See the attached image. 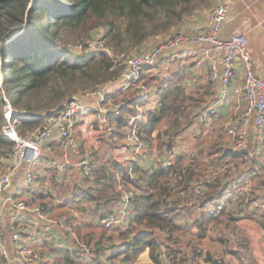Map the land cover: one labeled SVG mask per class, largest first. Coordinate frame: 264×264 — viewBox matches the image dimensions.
Here are the masks:
<instances>
[{"label":"built area","instance_id":"2783aa9c","mask_svg":"<svg viewBox=\"0 0 264 264\" xmlns=\"http://www.w3.org/2000/svg\"><path fill=\"white\" fill-rule=\"evenodd\" d=\"M229 13L228 4L224 0L216 2L207 15L206 28L202 33H191L189 28L180 30L168 36H160L151 44L147 42L142 48L132 51L129 55H116L109 48L102 35L95 33L90 38L77 43L74 51L79 54H93L104 52L112 61V65L122 62L120 74L115 83H104L86 91L83 97L77 98L67 104L62 113L50 119L44 128L39 129L30 136L18 133L14 118L17 114L30 117H41L42 114L17 110L7 94L5 100V135L15 143V150L11 164L4 173L0 174V264H47L43 254L46 234L43 230L52 232L60 228L73 237L75 221L64 216L59 207L58 194L53 193L40 199L38 202L28 201L24 194L26 191L39 193V184L45 165L53 171L55 183L67 178L75 177L77 185H93V175L98 167L97 155L103 160L113 155L104 143L112 142V137L119 133L120 120L129 106V101L138 98L135 114L129 115L127 121L121 126L124 131L123 139L128 144L133 162H143L153 167H169L175 163L178 154L183 151L175 146L164 153L157 148L159 139L158 129L150 134L153 141L152 148L145 139L144 125L147 123L148 111L158 104H150L155 97L159 100V84L165 75L176 67L172 64L166 67V62L176 63L180 59V49L183 46L194 44H208L205 53L213 54L210 59V69L206 74L207 82H220L225 88L229 87L233 78L237 61H241L243 81L234 92L245 97L244 113L239 120L243 123L255 115L256 128L260 135H264V79L254 72L252 61L247 50V38L244 35H233L228 38L221 37L222 27ZM222 55V68L220 69L216 57ZM216 56V57H215ZM159 81V82H158ZM218 115L216 106L208 105L195 115L201 125L209 124ZM228 141L222 146L230 151L231 156H218L215 153L210 157L212 161L204 166L196 167L197 178L192 185L184 191L175 189V179L169 178L166 182L172 196L167 202L181 200L189 204H197L205 198L209 183H220L221 199L207 203V212L221 214L225 211L227 201L240 198L242 195H251L255 191L256 171L249 167L252 160L250 153V130L248 125L238 129L228 127L226 130ZM256 137V135H255ZM117 137H114V139ZM56 140L59 144L61 156L51 157L46 164L41 159L43 149L49 141ZM117 158V157H116ZM187 160L195 164L193 157ZM22 167H26L23 181L20 182L19 192L7 194L12 185L13 177ZM237 170H240V172ZM186 173V170L184 171ZM114 179V192L117 200L112 206L111 216L96 224L104 229L112 227H126L131 222L130 206L133 200L140 195L137 187L128 181V177L135 175L130 168L126 174L120 170L107 173ZM220 195V194H219ZM218 195V196H219ZM253 209L264 213V202L251 204ZM9 216L10 227L14 231L9 234L6 230L5 217ZM31 212L37 216V224L26 221V213ZM62 215H61V214ZM24 232L28 238L22 236ZM58 233L53 234L57 239ZM11 239L14 243L15 254L11 257L6 243ZM71 239V238H70ZM87 255L88 251H79ZM165 257V253L163 254Z\"/></svg>","mask_w":264,"mask_h":264},{"label":"trees","instance_id":"16d2710c","mask_svg":"<svg viewBox=\"0 0 264 264\" xmlns=\"http://www.w3.org/2000/svg\"><path fill=\"white\" fill-rule=\"evenodd\" d=\"M177 6V0H0V72L3 73H0V166L9 165L7 162L12 159L15 150V143L2 130L5 123L2 85L8 90V97L15 109L34 111L36 108L31 104L32 95L47 88L54 79L67 80L81 74L82 88L106 83L116 75L110 71L112 61L104 52L73 54L70 43L74 36L79 35L86 26H102L106 31L104 39L108 43L115 46L128 43V46L140 47L146 43L144 41L149 35L143 26V19L150 14V10L159 8L172 17L171 13L175 12ZM178 20L182 23L184 16L179 15ZM188 23L190 22L187 21L185 25ZM171 26L169 23L154 34L159 36L161 31L168 32ZM8 38L12 39L6 42ZM71 54L75 56L73 59L69 57ZM185 77L184 70L173 69L159 84L158 104L148 111L147 123L144 125L145 139L148 140L150 148L153 145L151 132L159 129L167 119L170 125L165 130L161 129L158 134L157 148L163 153L179 146V139L183 138V134L195 122L196 114L193 119L189 114L193 110L185 105L188 96L184 89ZM76 99L69 95L57 99L47 106V111L41 117L15 115L18 133L30 136L44 128L50 119L60 115L67 104ZM139 101L138 98L129 101V106L120 120V138L124 133L121 126L129 115L136 113L134 105ZM223 154L227 155L228 152ZM186 158V152L181 151L173 166L152 169L141 161L122 162L112 156L98 163L93 175V185H73L65 190L64 204L67 208L73 210V207H77L82 214L90 215L88 224H98L111 216L112 206L117 200L114 179L107 173L120 170L128 174L132 168L135 177L130 182L140 192L133 202L134 226L130 231L134 235L121 251H115L117 245L108 247L113 252L107 258L106 264H115L112 260L117 257L122 258V264H132L148 247L154 262L161 263L157 254L161 236L158 229L178 232L180 228L177 219L184 210H188L174 201L166 202L172 194L166 182L171 176H178L176 189L181 191L198 176L195 169L198 165H185ZM185 167L187 173L183 174ZM221 191L220 183H209V190L201 201L200 208H205L206 203L221 199ZM223 213L203 211L198 221L201 222V235H205L210 222ZM67 215L70 221L76 219L72 212H67ZM120 235L124 237L126 234ZM100 251L98 249L99 253ZM98 252L93 256L92 263L105 264L100 261Z\"/></svg>","mask_w":264,"mask_h":264},{"label":"crops","instance_id":"0c3cea01","mask_svg":"<svg viewBox=\"0 0 264 264\" xmlns=\"http://www.w3.org/2000/svg\"><path fill=\"white\" fill-rule=\"evenodd\" d=\"M224 1L228 4L229 13L222 27L221 37L228 38L233 35H244L247 38V50L254 72L257 76L264 79V0ZM197 17L191 20L190 24L185 25L187 26L185 29L189 28L191 33H202L206 28L207 17H202V15ZM190 25H192V28H190ZM208 47V44L183 46L179 51V61L176 63L166 62L164 65L166 67L171 64L172 67L176 65L173 68L174 70H184L186 72L184 81L186 94L197 99L195 102L187 101V105L190 106L194 114L198 115L201 109L208 105L217 107L218 115L209 124H204L209 130L203 129V132L208 131L212 136L221 138L219 151L217 152L219 157L232 155L230 151L222 149V146L227 144L228 141L226 133L228 127L238 129L241 126L248 125L250 134L255 133L254 147L250 149L252 160L249 164V167L257 173L255 191L251 198H233L228 200L224 213L218 216V219L210 222L205 235H201L200 223L198 222L203 211L207 212L205 208H192L187 202L174 200L177 205L194 211L192 212V217L188 220L183 218V214L177 219L180 228L178 232L172 233L168 229H158L161 235L158 249H166L168 253L167 258H162L158 252V259L161 262L160 264H264V213L258 209L254 210L253 206H251V204L253 205L257 202H264V135L261 136L256 128L255 115L247 119L245 123L239 120L240 115L244 113L246 104L244 95L238 96L234 92L243 81L241 61H237L234 78L229 87L225 88L220 82H207L206 74L210 69V59L214 56L213 54L205 53L204 49ZM216 59L221 69L222 55H218ZM45 149H47L46 153L49 154V158L61 156L59 144L56 140L49 141ZM224 152H228V154L224 155ZM125 161L127 160L122 162ZM11 162L12 160L7 163L10 165ZM46 165V169L51 172L53 177V171L47 168ZM147 167H149L148 163ZM149 168H153L152 165ZM25 173L26 167H22L15 174L11 188L7 191L8 195L13 192H19L18 184L23 181ZM67 178L73 185H77L74 181H71L68 175ZM65 180L66 178L62 181L64 182ZM13 189L14 191L12 192ZM39 191L36 194L39 200L45 198L48 194H44L41 180ZM58 200V209L66 216L61 210L62 207L66 209L64 199L62 200L61 197H58ZM26 218L31 220V224L39 222L37 216L31 212L26 213ZM5 223L9 224L8 212L7 217H5ZM90 226L89 233H92L97 238V241L85 243L93 247L94 256L98 249H101L98 255L100 261L105 264L108 262L107 258L113 252L108 247L117 245L115 251H121L125 249L127 243L134 235V232L130 231L134 226L133 221L124 228H112L110 230H98L95 228L94 223ZM75 228L78 236L83 240L85 237L80 234L79 226H75ZM44 230L43 233L46 234V239L43 246V254L47 264H94L92 259L77 255L81 250L80 245L70 236L66 240L67 234L60 228H54L52 232ZM55 233H58L57 239L52 238ZM120 233H125L126 235L122 237ZM120 237L123 238L122 241ZM174 243H178V249ZM118 264H122L121 261H118ZM132 264L158 263H155L151 258L148 247L137 256Z\"/></svg>","mask_w":264,"mask_h":264},{"label":"rangeland","instance_id":"374dc122","mask_svg":"<svg viewBox=\"0 0 264 264\" xmlns=\"http://www.w3.org/2000/svg\"><path fill=\"white\" fill-rule=\"evenodd\" d=\"M218 1L219 0H177L178 6L175 8V12L171 13L172 17H169L167 14V11L165 10H162L159 8L151 9L149 12L150 14L143 19V26L146 29V31L149 33L144 43L151 42V44H153L156 41V39L160 36H168L175 32L185 29L187 27L185 26L187 21L190 22L191 20L196 19L198 15H202V17H207L213 5ZM179 15L184 16V21L182 23L178 20ZM169 23L172 25L171 29L168 32H164V31L159 32L160 35L156 37L157 35H155L154 32L160 31L161 28L166 27ZM190 26H191L190 28H192V25ZM95 33H99L100 35H102L104 39L106 31L102 26H96V27L86 26L79 35L74 36L73 41H71L70 43V49L73 52V54L77 53L74 51V46L77 43L90 38ZM104 41L106 43L107 39L106 40L104 39ZM107 43L106 45L109 48H111L115 52V54L118 56L119 55H129L132 51L138 48H142L146 44L145 43L140 47L138 46L133 47V46H128V43L121 44L120 46H115L110 43L108 44ZM69 57L73 59L75 56L71 54ZM121 67H122L121 61L117 62L115 65L112 66L110 71L115 72L116 75L110 80L106 81V83L116 82V78L118 77L120 73ZM0 73L3 75L2 72ZM80 76L81 74H77L75 78L69 77L67 80L54 79L53 81H51L47 88L41 91H37L36 94L32 95L31 104L36 109L34 111H29V112H35L37 114L43 115L44 112L47 111L48 109L47 106L49 104H52L57 99L58 100L63 99L68 95L73 96L75 98H80V97H83L86 91H89L95 88L97 85H99L97 84V85L82 88L81 82H80ZM101 83H105V82H101ZM2 89H3V92H5L8 96V90L5 88L4 85H2ZM196 100L197 99L192 96H186L185 105L187 106V108L191 109L190 106L187 105V101L195 102ZM156 101H158L157 98L153 97L149 101V103L154 104ZM189 114L194 119V112L189 113ZM197 120L198 121H195L192 127L189 128L186 131V133L183 134L182 136L183 140H182V144L180 145V148L186 152V157H192V156L195 157L196 159L195 165L204 166L212 161H215L214 159H211L210 157H212L213 154L219 151L218 148L220 146L219 142L221 141V138L212 136L208 131L203 132V129L204 130L205 129L209 130V129L206 125L204 126L201 125L199 119ZM4 125L5 123H3V127ZM169 125H170V122H169V119H167L160 125V128L158 129L159 133L161 132V129L165 130L166 128H168ZM3 127H2V130H3ZM114 137H117V138L114 139ZM112 139L113 140L111 143L104 140L106 147L110 149V151L112 152V155L114 157H117L120 161H123V160L131 161L132 160L131 151L129 150L128 144L124 141L123 136L120 138L118 134H116L112 137ZM46 151L47 149L44 148L43 149L44 156L42 155L43 157L41 159V162L43 165L46 164V162H48V160L50 159L49 158L50 156L49 154L46 153ZM189 155H192V156H189ZM102 160L103 158L97 155V162L100 163V161ZM144 164L147 165V163H144ZM150 166L151 165L149 164V167ZM5 171H6V166L1 165L0 174L4 173ZM238 171L240 172V170H237V172ZM74 180H75V177L71 178V181H74ZM72 186H73V183L69 181V178H66L63 184L57 185L53 180L51 172L48 169H46V167H44L43 174L41 177V187H42L44 194L48 193L47 195H49L50 193L52 194L54 191V193L58 194L57 196L61 197V199L63 200L65 198L64 196L65 190ZM252 195L253 193H251L249 197L248 195H242L240 196V199L251 198ZM61 210L64 212V214H66V216H68L67 212H72V214L75 215L76 220L74 221L76 223V226H79L80 234L86 238V239L85 238L83 239L84 242L94 243L97 241V238L93 236L92 233H89V228L91 227L90 224H88L89 221L91 220L90 215L82 214L81 211L77 207H73V210H70L66 206V209L65 208L63 209L62 207ZM193 211L194 210H184V213L182 215L183 218L186 220L191 218ZM120 239L121 241L123 240L122 237H120ZM194 242L198 243L196 241ZM174 245L177 249L179 248L178 243H174ZM173 254L175 255V253ZM121 259H122L121 257H117L115 260H113L112 263L118 264V261H121Z\"/></svg>","mask_w":264,"mask_h":264},{"label":"bare ground","instance_id":"6f19581e","mask_svg":"<svg viewBox=\"0 0 264 264\" xmlns=\"http://www.w3.org/2000/svg\"><path fill=\"white\" fill-rule=\"evenodd\" d=\"M177 159V158H176ZM176 159H175V162H176ZM130 162H132V163H134L132 160L130 161ZM175 163H173L171 166H173ZM190 164V162L187 160V162L185 163V165H189ZM153 167V166H152ZM155 167H153L152 169H154ZM186 170V173H187V168L185 167L184 168V170H183V174H186V173H184V171ZM171 178H174L175 179V189H176V185H177V181H178V176H171ZM130 179H133V178H131V177H128V181L130 182ZM192 185V183L188 186V187H186L185 189H183V190H181V191H184V190H187L190 186ZM18 187H19V185H18ZM10 188H11V186L9 187V190H10ZM19 189V188H18ZM209 190V188H207V190H206V193H207V191ZM14 191V189L12 190V192ZM172 193V192H171ZM206 195V194H205ZM24 196H25V198L28 200V201H30V202H38L39 201V197L38 196H36V194L35 193H33V192H29V191H26V193L24 194ZM171 196H172V194H171ZM135 200V199H134ZM134 200H133V202H134ZM133 202H132V204H131V206H130V212H131V221H133V212H132V210H133ZM167 202V201H166ZM168 203V202H167ZM200 203L201 202H199V203H197V204H189V205H191L192 206V208H199V209H202V208H200ZM257 203H261V202H257ZM205 210L207 211L208 209H207V203L205 204ZM208 213V212H207ZM26 218V217H25ZM110 218V217H109ZM26 221L28 222V223H30L31 224V220L30 219H27L26 218ZM95 225V228L96 229H98V230H110V229H112V228H122V227H112V228H109V229H104V228H102V227H100V226H98V225H96V224H94ZM129 225V224H128ZM6 230H7V232L9 233V234H11V233H13L14 231L12 230V228L10 227V223L7 225L6 224ZM22 236H23V238L24 239H26V238H28V236L24 233V232H22ZM72 237V236H71ZM133 237V236H132ZM72 239L74 240V241H76L79 245H80V247H81V252L83 251V249H85V250H87L88 251V254L87 255H82V254H80L79 252L77 253V255L78 256H85V257H87V258H90V259H92L93 258V256H94V252H93V247H90L88 244H86L82 239H81V237H79L78 236V233H77V230H76V228H74V235H73V237H72ZM9 243H10V245H9ZM6 247L8 248V251H9V253H10V255H11V257H13L14 256V254H15V251H14V243H13V241L11 240V239H9V241L6 243ZM165 253V257L163 256V254ZM167 251H166V249H162V248H160V250H159V255L162 257V258H167L168 256H167ZM13 264H18V263H13Z\"/></svg>","mask_w":264,"mask_h":264},{"label":"water","instance_id":"95a60500","mask_svg":"<svg viewBox=\"0 0 264 264\" xmlns=\"http://www.w3.org/2000/svg\"><path fill=\"white\" fill-rule=\"evenodd\" d=\"M12 38H8L6 40V42L10 41ZM254 141H255V133H253L251 136H250V149H252L254 147Z\"/></svg>","mask_w":264,"mask_h":264}]
</instances>
